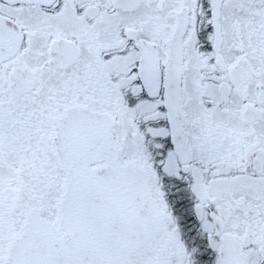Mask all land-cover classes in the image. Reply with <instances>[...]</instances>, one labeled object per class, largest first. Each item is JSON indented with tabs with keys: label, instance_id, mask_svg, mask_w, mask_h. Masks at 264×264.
I'll return each mask as SVG.
<instances>
[{
	"label": "snow or ice",
	"instance_id": "6c2138e0",
	"mask_svg": "<svg viewBox=\"0 0 264 264\" xmlns=\"http://www.w3.org/2000/svg\"><path fill=\"white\" fill-rule=\"evenodd\" d=\"M0 264H264V0H0Z\"/></svg>",
	"mask_w": 264,
	"mask_h": 264
}]
</instances>
